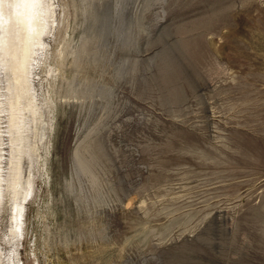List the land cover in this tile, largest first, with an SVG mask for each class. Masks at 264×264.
<instances>
[{"label":"rangeland","instance_id":"374dc122","mask_svg":"<svg viewBox=\"0 0 264 264\" xmlns=\"http://www.w3.org/2000/svg\"><path fill=\"white\" fill-rule=\"evenodd\" d=\"M35 9L0 0V264H264V0Z\"/></svg>","mask_w":264,"mask_h":264},{"label":"bare ground","instance_id":"6f19581e","mask_svg":"<svg viewBox=\"0 0 264 264\" xmlns=\"http://www.w3.org/2000/svg\"><path fill=\"white\" fill-rule=\"evenodd\" d=\"M23 3V11L21 13V15H19V19L21 20V22H23L25 25H27V21L29 20L27 18V15H29V17L31 16L34 17L35 13H36V9H35V4H36V0H22ZM30 18V20H31ZM23 25V24H22ZM50 127V125H49ZM17 162H20V159L17 160ZM17 166V165H16ZM20 166V165H19ZM44 166V165H41ZM15 167V166H14ZM18 167V166H17ZM18 171V170H17ZM17 173V172H16ZM15 174V171L14 173ZM16 176V175H15ZM14 179V178H12ZM16 180V179H14ZM15 184V183H14ZM18 206V205H17ZM18 212V211H17Z\"/></svg>","mask_w":264,"mask_h":264}]
</instances>
